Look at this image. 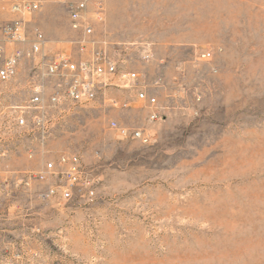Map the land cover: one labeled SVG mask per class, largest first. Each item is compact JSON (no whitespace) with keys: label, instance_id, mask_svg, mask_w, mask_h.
<instances>
[{"label":"rangeland","instance_id":"1","mask_svg":"<svg viewBox=\"0 0 264 264\" xmlns=\"http://www.w3.org/2000/svg\"><path fill=\"white\" fill-rule=\"evenodd\" d=\"M37 14L30 28L45 50L77 59L66 5L47 0ZM15 18L0 2V23ZM95 37L127 57L147 90L158 87L168 116L143 123L95 101L54 128L44 154L28 157L27 141H13L0 156V264H264V0H104ZM203 49L212 56L197 61ZM20 86L16 104L27 96ZM110 120L145 125L153 140L121 139ZM62 153L80 155L96 178L91 199L73 190L42 200L41 185L20 184L18 172Z\"/></svg>","mask_w":264,"mask_h":264},{"label":"built area","instance_id":"2","mask_svg":"<svg viewBox=\"0 0 264 264\" xmlns=\"http://www.w3.org/2000/svg\"><path fill=\"white\" fill-rule=\"evenodd\" d=\"M46 1L0 0L17 15L11 21L0 23V156L7 153L13 141L22 144L23 139L27 141L24 147L28 157H32L37 149L44 154L54 128L64 123L75 109L95 101L100 100L101 104L117 109L133 107L128 101L107 96L109 88L135 91L139 107L147 111V122L157 123L167 118L169 106L159 100L158 92L147 90L136 71L128 70L127 57L111 54L102 45L107 41L95 37V25L104 20V0H57L66 5L68 26L78 34L71 41L79 52L77 59L66 52L48 53L43 34L36 27L28 28L33 15L41 11ZM108 44L113 49L119 45ZM125 51L126 47L122 52ZM211 56L210 50L203 49L197 53L196 60L206 61ZM141 57L143 60L151 58L147 46L142 49ZM26 60L31 66L19 81V68ZM158 82L156 79L154 85ZM14 85H21L20 89L27 95L20 104L12 101ZM191 95L195 100L200 99L195 90ZM171 97L175 98L176 94ZM108 128L121 139L137 140L142 144L150 143L154 137V132L145 125L131 126L110 120ZM14 134H17L15 138ZM18 173L20 184L28 189L33 183L49 181L46 189L37 193L42 200H50L56 195L70 200L73 190L80 198L91 199L97 182L76 153H62L56 159L46 160L40 169ZM29 253L33 260L36 252L31 250ZM29 262L15 264H34Z\"/></svg>","mask_w":264,"mask_h":264},{"label":"crops","instance_id":"3","mask_svg":"<svg viewBox=\"0 0 264 264\" xmlns=\"http://www.w3.org/2000/svg\"><path fill=\"white\" fill-rule=\"evenodd\" d=\"M37 17H38V14L37 13L33 15L32 19L28 23V28H30L32 26L31 24L34 21L37 20ZM128 70L136 71L138 73V70L135 69V66L134 65H130L129 64ZM141 70H142V73H144V74L146 73L148 75L147 77H149L151 80L154 79V78L156 79L157 76H158L157 74L154 73V71L152 69H150L147 66H142ZM163 74H165V76L170 80L169 77H170V75H172V71H170V69L167 68L164 71ZM150 85H152V84H150ZM148 91L150 93H152L153 91L158 92L159 100L161 102H164L165 101L164 95L162 94V92L159 89H149ZM106 95L109 96V97H111V98H115V99H117L119 101H128V102H130L133 105V107H131L130 109H125L126 111L123 112V113H121V115H126V116H131V117H139V118L141 116L140 120L143 123H145L144 115L146 116L147 111L144 110V109H142V108H140V107L139 108H135L134 104L137 103L136 96H135V91L129 90V89L109 88L106 91ZM98 101H100V100H98ZM48 184H49V181H46V182H43V183L39 184V185H41V188L40 189L41 190L46 189V187H47ZM36 213H38V215H40L39 212H36ZM33 220L38 222L39 221V218L35 217V218H33ZM35 229L38 231V228H33L34 231H35ZM10 255H12V252H10Z\"/></svg>","mask_w":264,"mask_h":264}]
</instances>
